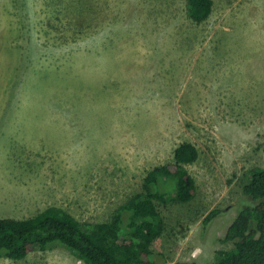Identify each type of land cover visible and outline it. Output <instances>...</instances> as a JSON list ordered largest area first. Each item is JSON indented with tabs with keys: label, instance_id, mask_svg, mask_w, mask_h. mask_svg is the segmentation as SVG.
<instances>
[{
	"label": "rangeland",
	"instance_id": "1",
	"mask_svg": "<svg viewBox=\"0 0 264 264\" xmlns=\"http://www.w3.org/2000/svg\"><path fill=\"white\" fill-rule=\"evenodd\" d=\"M0 0V218L109 222L183 143L188 203L155 201L166 264H211L264 167V0ZM218 211L207 225L206 216ZM0 264H85L52 244Z\"/></svg>",
	"mask_w": 264,
	"mask_h": 264
},
{
	"label": "trees",
	"instance_id": "2",
	"mask_svg": "<svg viewBox=\"0 0 264 264\" xmlns=\"http://www.w3.org/2000/svg\"><path fill=\"white\" fill-rule=\"evenodd\" d=\"M211 11L212 0L187 2L188 17L194 22L205 21ZM197 158L192 144H180L171 163L147 173L144 184L149 192L130 198L109 222L84 225L57 207L25 219L0 218V258L18 261L33 250L58 244L85 264H166L153 249L165 231L155 201L164 202L168 191L173 202L188 203L195 198V180L185 167ZM242 192L246 201L220 240L233 247L218 251L211 264H264V167L248 171ZM217 215L218 211L210 212L203 225Z\"/></svg>",
	"mask_w": 264,
	"mask_h": 264
}]
</instances>
